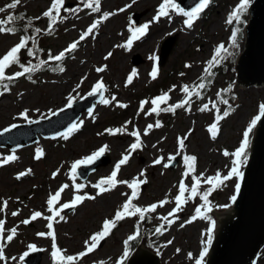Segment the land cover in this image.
Here are the masks:
<instances>
[{"label":"rangeland","instance_id":"rangeland-1","mask_svg":"<svg viewBox=\"0 0 264 264\" xmlns=\"http://www.w3.org/2000/svg\"><path fill=\"white\" fill-rule=\"evenodd\" d=\"M178 1L175 0L177 4ZM11 2L12 0H0V8L6 9L0 12V19H5L8 15L23 17L9 27L20 25L24 29L30 21L31 27L27 28L24 35L35 36L37 44L33 48L30 40L28 47L34 51L37 48L40 50L36 52L35 58L28 55L27 49L22 50L19 54L21 64L36 65L40 60L46 63L31 74V79L22 76L12 84V81H6L7 91L0 88V91H3V95H0V133L12 125L28 124L21 115L25 111L32 121L48 118L51 113L66 108L70 98L75 102L89 96L88 93L100 80L106 86L105 98L109 103H98L93 112H85L78 121V130L66 140L63 137H41L38 143L16 151L0 147V164L4 163V166L0 167V220L5 222V237L11 234V229H16L15 237L10 243H6L4 248V254L8 257L7 264H25L20 257L28 253L29 245H36L44 253L41 255V264H54L51 235H37L52 231L46 227L49 221L41 217L27 225L21 222L30 219L35 211L41 212L43 216L51 215L47 201L51 194L59 190L62 182V186L67 184L69 187L61 193L59 203L54 205L56 209L73 199L76 184L83 187L75 194L95 197L84 199L70 213L62 212L63 220L56 217L52 221L55 243L57 247L65 250L63 255H76L84 251L85 241L89 240L92 234L99 232L103 222L112 219L128 199L123 193L131 194V189L125 184H118L102 194H97L98 189L93 185L110 176L122 154L135 142V137L129 134L134 130H139L141 134L142 149L134 151L128 163L121 166L117 179L130 182L139 177L140 180L146 181V189L141 191L138 188L139 198L133 201L141 207L166 198L170 202L158 207L156 212L149 213L147 217L150 216V219L146 217L140 221L137 216L118 221L110 235L102 240L103 246H98L73 264H117L125 251V241L135 234L134 224L137 222L142 224L143 229L150 230L149 237L152 238L144 244L147 246L151 243L148 247L159 254L162 264H196V259L206 247L209 238L213 237L212 221L215 219L213 213L209 216L206 210L202 209V213L210 219L196 217L188 223L195 215L196 208L203 204L200 196L188 200L182 206V210L176 213L178 219L170 227L158 217L168 215L176 207L174 198L178 194L182 179L189 188L192 186V174L187 178L183 177L186 171L184 156L197 158V176L203 174L204 178H208L215 176L217 172L222 176L229 174L235 157H226L223 152L227 150L231 154L238 150L244 132L251 120L258 115L259 105L264 103V86L235 88V61L232 57L243 46L238 38L236 46H232L231 37L235 21L229 24L228 20L241 0H211L191 28L186 27L184 23L186 17L175 11L170 13V18L162 17L159 22H155L153 18L157 15L162 0H135V3L133 0H101L100 13H93L85 8L81 0H65L61 8L62 19L52 26V34L47 31L49 18L43 15L52 0H21L16 9H7L6 6ZM69 3L74 4L69 7ZM120 9L125 10L119 11ZM113 12L114 15L103 20L92 35L80 41L77 49L69 53L71 58L68 59L69 54H66L62 65L64 70H57L59 63L50 61L49 53L58 55L71 43L80 40L81 33L100 19L103 13ZM132 14L142 15L138 27L145 24L149 27L146 34L134 40L130 48H127L123 45L131 38L132 31L138 28L132 23ZM242 16L247 18L246 12ZM36 28L41 30L39 34L34 31ZM174 35L179 36L178 42L166 65L159 68L157 59L161 44L166 38ZM21 36L22 33H0V57L15 46ZM221 44L231 54L221 53L225 58L217 72L218 77L203 99L193 96L190 111L185 110L186 105L185 108L176 109L175 114L160 111L159 115H146L152 107V99L162 93H168L170 99L161 104V108L183 101L185 94L182 87L200 83L207 62L212 59ZM109 53L111 56H108ZM135 57L141 59L138 66L132 64ZM100 67H105V70L97 72L96 69ZM9 70L6 73L8 75L22 71L15 64ZM154 70L157 72L155 79L150 75ZM133 71L137 75L132 78L131 84H127V79ZM112 96H115L116 100H111ZM222 99L227 100V104L223 103ZM145 100L149 103L140 111L141 102ZM210 101L216 104L221 114L229 111V115L219 122L215 139L209 132V126L216 121V110L212 108ZM121 104L126 107H120ZM206 104L211 110L200 111ZM157 121L162 126L153 127L145 135L147 126L155 125ZM125 126L122 134L110 135L106 132V129ZM185 136V147L181 150L178 138ZM122 141H125L123 146ZM104 145H108V150L103 154L110 159L108 165L98 168L85 181H82L77 173L73 174L71 166L75 162L88 157ZM40 151L43 154L36 159ZM10 155H15L17 159L7 161L6 158ZM170 156L179 157V164L173 170L163 166L164 163L171 162L168 159ZM160 157L164 158L163 162L155 164L154 161ZM241 159L239 171L242 173L247 154ZM141 172L144 173L143 176L140 175ZM239 180L240 177L233 176L211 191L208 199L212 209L233 207L232 197L236 194ZM209 187L202 184L200 191L203 192ZM187 195L188 193L185 194L186 197ZM5 201L7 208L3 209ZM13 212L19 214L13 216ZM162 223H165V230L162 234L157 233L156 228ZM189 254L192 258H189ZM12 257L16 259L13 260ZM205 261L206 257L203 264ZM0 264L5 262L0 261ZM256 264H264V251Z\"/></svg>","mask_w":264,"mask_h":264},{"label":"snow or ice","instance_id":"snow-or-ice-1","mask_svg":"<svg viewBox=\"0 0 264 264\" xmlns=\"http://www.w3.org/2000/svg\"><path fill=\"white\" fill-rule=\"evenodd\" d=\"M211 0H199V2L196 4V6L191 9L190 11H185L182 9L179 4L175 2V0H162V3L157 9V15L153 18L155 22H159V20L162 17H169L170 18V13L175 11L177 14L183 15L186 17L184 23L186 27L191 28L193 26V23L195 20H197L200 16V14L203 12V10L210 4ZM65 3V0H52V4L50 5L49 9L43 13L45 17L49 18L50 25L48 28V34H52L53 32V25H55L58 21L62 19L61 17V8L63 7ZM81 3L84 5L85 8H88L91 10L93 13H100L101 12V0H81ZM133 3H135V0H133ZM21 4V0H12L11 3H9L6 8L7 9H16L18 5ZM131 5H128L130 7ZM250 6V0H241L240 4L238 7L231 13L228 23L231 24L233 21L240 22L242 15L247 11L248 7ZM6 9L5 8H0V12H4ZM67 11H75L73 9H66ZM125 9H120L119 11H124ZM115 13H103L100 19H97L94 21L87 29L85 32L81 33L80 35V40L74 41L71 43L64 51L59 53L58 55H51L49 53V60L50 61H55V62H60L63 61L65 58L66 54H69L73 52L74 50L77 49L80 41L84 40L87 36L92 35L94 30L98 28L100 23L103 20L108 19L110 16L114 15ZM23 19V17H18L14 15H8L5 19H0V33H8V34H15L16 33V28L15 27H9L10 24H15L16 21ZM38 19V17H37ZM31 27V22L29 21L28 24L25 27V31H27V28ZM149 25L145 24L142 27L135 28L132 31V36L131 38L127 41L126 45H123V47L130 48L132 45L133 41L136 39H139L141 36L146 34V31L148 29ZM34 31L39 34L40 29L36 28ZM31 40L33 48H35L37 41L35 36H28V35H23L20 38V41L13 47H11L2 57H0V88L3 89V91L8 90V84L5 83L14 81L17 78H20L22 76H27L28 79H31V74L38 70L42 65H44L46 62L44 60H40L39 64L32 65L29 64L28 66H25L24 64H21L19 54L21 53L22 50L27 49L28 55L32 56L33 58L36 57V52L40 51L38 48L36 51L33 50V48H29V41ZM231 43L232 46L235 47L237 44V36L236 33L234 32L232 37H231ZM226 53V54H231L228 52V49L225 48L223 44L219 45L218 48L216 49L215 55L212 57L210 61L207 62L206 67L203 70V75L200 77V83L198 84H193L191 86L189 85H184L182 87V92L185 94V99L181 102L176 103L175 105H169L166 108H161V104L166 103L169 99L170 96L168 93H162L159 97L153 98L151 101L152 107L150 110L146 113V115H151L155 113L156 115H159L160 111H167V112H172L175 114L176 109L178 108H185L187 105V108H185L186 111L191 110V98L195 96L197 99H203V90H205L208 85L211 83L210 77L214 76V73L211 71V69L218 65L225 57L221 55V53ZM108 56H111V53L108 54ZM106 59L108 57H105ZM18 65L22 71L16 72L12 75H8L7 70L12 66V65ZM106 67V66H105ZM105 67H100L97 68V72H102L105 70ZM186 67H190V65H186ZM57 70L63 71V67H58ZM137 73L133 71L128 79H127V84L132 83V78L136 76ZM151 77L153 79L156 78L157 72L154 70L151 74ZM183 75V73H181ZM3 91H0V95H3ZM106 91V86L103 83L102 80L98 81L95 83L93 86L92 90L88 93L89 96H99V102L103 104H108L109 100L106 99L103 95V92ZM220 94L218 93V96ZM111 100H116L115 96L111 97ZM222 102L227 104V100H223ZM149 101L145 100L141 102L140 106V111L144 110V105L148 104ZM212 108L216 110V121L209 126V132L211 134V137L213 139L216 138L217 133H218V124L219 122L227 117L229 115V111L223 112V114L220 113V109L216 106L215 103L211 102ZM68 107L72 106V99H69V103L67 105ZM120 107H126V105H119ZM231 106H229L230 109ZM206 110H211L208 108V105H204L201 107L200 111H206ZM23 119H25L28 123H35L38 121H32L28 118L27 112L25 111L24 113L21 114ZM51 115H57V113L53 112ZM264 118V103L259 105V112L258 115H256L252 120L250 125L248 126L247 130L243 134V139L241 146L238 148V150L234 153H229L227 150L223 152L224 156H229L232 155L235 157V160L233 161V167L231 168L230 172L226 176H222L219 172L215 176L204 178L203 174H200L199 176L195 175V163H196V157L195 156H184L183 160L186 166V171L183 174L184 178H187L189 174H192V186L189 188L185 183L184 180L182 179L179 186H178V194L174 198L175 200V205L176 207L173 208L168 215L166 216H160L158 217L160 220L164 221L168 227H170L173 223L176 222L178 219V216H176V213L180 212L182 210V206L185 205L188 200H194L197 196H200L201 200L203 201V204L200 205L199 207L196 208L195 210V215L188 221V223H191L192 220H194L196 217H200L203 219H210L206 214L202 213V209H205L207 212H210L212 210L211 203L208 199L211 191L215 190L217 187L221 186L224 181L231 179L233 176L240 177L242 178V173L239 171V167L242 163V157L245 156L246 149L249 146V133L252 132L253 128L257 125L258 121H261V119ZM130 123V122H129ZM162 125L160 124L159 121L156 122L155 125H148L147 128L145 129L144 134H148V130L152 129L153 127H161ZM16 125H12L11 128H15ZM78 125L73 124L71 125L65 133H63V138L66 140L69 138V136L76 130H78ZM11 128L5 129L4 131H11ZM126 129L125 128H118V129H106V132L110 135H115L117 133H123ZM3 133H0L2 135ZM130 135L135 137V142L132 143L128 149H126L125 154H122L121 159L116 163L114 170L110 174V176L106 178H102L97 184L93 185L96 189H98L97 194H102L104 192L110 191L113 188H115L118 184H125L131 189V194L129 193H123V195L127 196L128 199L125 200V202L122 204V206L116 211L114 217L110 220H105L102 225V229L94 233L90 236L89 240L85 241V248L84 251L76 254V255H63L62 253L65 250L60 249L57 247L55 241H56V236L53 230V223L52 221L56 219V217H59L61 220L64 219V216L61 215V213L65 209H74L77 204L81 203L84 199H95V197L92 196H81L78 194H75V192H78L83 186L80 184L75 185V190H74V196L73 199L69 202H65L60 205L58 209L54 208V205L59 203L61 199V193L64 192L65 189L69 187V185L65 184L61 186V188L55 193L51 194L50 198L47 201L48 205V211L51 213L49 216H43V214L39 211H35L30 219H25L21 223L27 225L31 221L36 220L37 218H43L47 221H49L46 225V227L49 230H52L50 233H38V236L41 237H48L51 235V239L53 241V251L51 252V255L54 259V264H73L74 261H77L79 259H82L83 257L89 255L91 252H93L97 247L100 245L101 241L104 240L107 236L110 235L112 229H114L117 225L118 221H121L125 218H131V217H137L139 218L140 221H143L146 218V215L149 213H154L156 212L158 207H163L165 204L169 203L170 201L165 200L159 201L157 203H153L149 206L146 207H141L133 203L134 200L138 199V192L137 189L139 188L140 184L145 183L146 181H142L139 179V177L133 178L132 181H120L117 179L118 173L121 169V166L126 165L128 161L131 158V155L134 151L137 149H142V141H141V134L139 130H134L133 132L129 133ZM187 139V136L178 138V145L179 149L183 150L185 147V140ZM108 150V145H104L88 157L79 160L75 162L71 168L72 172L75 175L76 169L79 168L81 165H90L94 163L97 159H99L106 151ZM42 151L37 153V156L35 157L36 159H39L40 156L42 155ZM17 159L15 155H10L6 158L7 161H12ZM169 161H173L175 157L170 156ZM164 158L160 157L154 161L155 164H161L163 162ZM165 168H168L171 166L170 163H164L163 165ZM30 171V170H29ZM23 175V174H22ZM55 175V174H54ZM141 176L144 175L143 172L140 174ZM202 184H207L210 187L201 192L200 188ZM107 186V187H106ZM237 191H239V184L236 185ZM188 193L187 197L185 194ZM233 200H235V196L232 197ZM7 208V202L5 201L3 204V209ZM18 212H13L12 215L16 216L18 215ZM171 217V219H170ZM150 219V216L147 217ZM4 221L0 220V261H4L5 264H7L8 257L5 256L4 254V248L6 246V243H10L13 238L16 235V229L13 228L10 230L9 235L7 237L4 236ZM165 223H162L159 227L156 228L157 233H161L165 230ZM183 227V225H181ZM215 227V221H212V228L214 229ZM138 237V228H137V233L133 234L132 236H129L128 240L125 241V245L127 246L130 241L136 240ZM170 243V242H169ZM208 243H211V238H209ZM29 249L33 252L39 251L36 247V245H29ZM179 251V249H177ZM207 247L204 248L202 253L200 254L199 258L196 259V264H203L204 258L207 255ZM28 255V253H24L21 257L20 260L23 261L24 258ZM129 255L128 248H125V251L123 252V256L120 260H118L117 264H123V259L126 258ZM189 258L191 257V254H189ZM13 260H15V257H12ZM103 264V262H101Z\"/></svg>","mask_w":264,"mask_h":264},{"label":"water","instance_id":"water-1","mask_svg":"<svg viewBox=\"0 0 264 264\" xmlns=\"http://www.w3.org/2000/svg\"><path fill=\"white\" fill-rule=\"evenodd\" d=\"M185 11L194 8L189 1L180 3ZM251 20L246 27V50L240 56L236 67L238 72V84L244 87L264 84V0H255L250 7ZM139 15H133L135 25ZM178 37H170L165 41L161 52L160 65L164 66L171 54ZM135 65L139 61L133 60ZM237 85V84H236ZM235 88H241L236 86ZM94 101H99V96L88 97L85 100L72 105L70 108L59 112L47 121H39L29 127L21 126L0 135H8L16 130L34 128L31 136H26L24 142H0V145H10L12 149H18L35 143L38 134L46 138L59 137L67 129L76 124L84 110L94 109ZM66 119L60 127L49 130V123L55 120ZM178 164L176 157L171 163V168ZM100 165L98 161L89 165H81L78 169L79 176L86 179ZM245 166V165H244ZM244 169V168H243ZM235 209L227 206L220 209H212L215 216L213 236L216 234L210 258L207 264H254L260 251L264 248V118L259 121L250 159L247 163L244 175L241 179L239 191L234 201ZM142 247L151 249L144 243ZM38 257L27 259V264H40V252ZM158 254V253H157ZM206 263V261H205ZM128 264H161L158 256L141 249L128 261Z\"/></svg>","mask_w":264,"mask_h":264},{"label":"trees","instance_id":"trees-1","mask_svg":"<svg viewBox=\"0 0 264 264\" xmlns=\"http://www.w3.org/2000/svg\"><path fill=\"white\" fill-rule=\"evenodd\" d=\"M245 23V21H243L242 23H241V25H240V28H239V36H240V38L243 36V27H244V24ZM210 79V81H214L215 79H214V76L213 77H210L209 78ZM142 238L143 237H139L134 243H132L133 245H132V249H134L138 244H139V242L142 240Z\"/></svg>","mask_w":264,"mask_h":264},{"label":"bare ground","instance_id":"bare-ground-1","mask_svg":"<svg viewBox=\"0 0 264 264\" xmlns=\"http://www.w3.org/2000/svg\"><path fill=\"white\" fill-rule=\"evenodd\" d=\"M129 1H132V0H129ZM147 1V0H146ZM140 2H145V0H140ZM114 7V6H113ZM149 9V8H148ZM110 10V9H109ZM150 11V10H149ZM114 13V12H113ZM106 36V35H105ZM112 42V41H111ZM68 57L69 58H71L72 57V55L71 54H69L68 55ZM61 64H63V62H61ZM82 66V65H81ZM77 75V74H76ZM123 142V141H122ZM125 144V141L122 143V146ZM121 145V144H120ZM118 149H119V147H118ZM47 256V255H46ZM45 257V256H44ZM47 258V257H46ZM45 261H46V259H44Z\"/></svg>","mask_w":264,"mask_h":264}]
</instances>
